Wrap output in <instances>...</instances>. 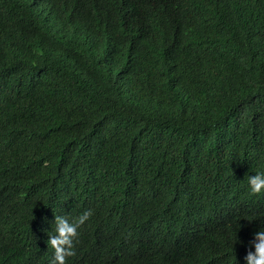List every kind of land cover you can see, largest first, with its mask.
Segmentation results:
<instances>
[{
  "label": "trees",
  "instance_id": "trees-1",
  "mask_svg": "<svg viewBox=\"0 0 264 264\" xmlns=\"http://www.w3.org/2000/svg\"><path fill=\"white\" fill-rule=\"evenodd\" d=\"M261 170L264 0H0V264H245Z\"/></svg>",
  "mask_w": 264,
  "mask_h": 264
},
{
  "label": "clouds",
  "instance_id": "clouds-1",
  "mask_svg": "<svg viewBox=\"0 0 264 264\" xmlns=\"http://www.w3.org/2000/svg\"><path fill=\"white\" fill-rule=\"evenodd\" d=\"M247 184L253 194L264 193V170L248 175ZM91 210L85 211L75 220L56 214L54 227L48 232V244L53 249L52 264H67L68 257L75 255V242L79 227L91 216ZM245 264H264V228H260L248 241Z\"/></svg>",
  "mask_w": 264,
  "mask_h": 264
}]
</instances>
